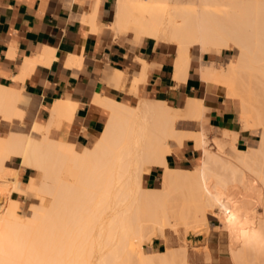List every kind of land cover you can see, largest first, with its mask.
<instances>
[{
    "label": "bare ground",
    "instance_id": "6f19581e",
    "mask_svg": "<svg viewBox=\"0 0 264 264\" xmlns=\"http://www.w3.org/2000/svg\"><path fill=\"white\" fill-rule=\"evenodd\" d=\"M109 27L115 36L132 34L137 44L152 38L174 46L176 83L186 80L191 48L199 55L218 53L233 42L227 64L202 62L197 73L211 88L223 87L242 130L259 138L240 149L239 133L224 132L230 155L208 144L204 100L191 98L183 110L199 125L195 131L178 124L180 108L165 100L97 95L94 102L108 112L105 126L90 145L76 147L51 135L73 113L68 101L58 100L48 124L30 129L41 140L14 130L0 136V264H177L176 252L152 253L145 245L178 224L219 239L214 264H264V116L260 108L255 116L251 106L264 98V0H117ZM115 73L122 87L124 73ZM138 78L134 92L144 74ZM28 103L19 88L0 83V125L22 122ZM186 140L199 152L197 165L170 167L171 142L179 149ZM155 167L163 169L162 187L148 189L144 177ZM25 168L40 177L22 181ZM12 193L35 195L40 203L19 213ZM210 217L218 221L213 228Z\"/></svg>",
    "mask_w": 264,
    "mask_h": 264
},
{
    "label": "crops",
    "instance_id": "0c3cea01",
    "mask_svg": "<svg viewBox=\"0 0 264 264\" xmlns=\"http://www.w3.org/2000/svg\"><path fill=\"white\" fill-rule=\"evenodd\" d=\"M116 6L117 0H0V83L19 88L29 98L31 123L47 121L56 101H68L73 116L69 121L61 119L51 135L79 147L90 145L105 126L108 112L94 102L97 95L131 102L162 99L180 109L197 98L210 110L204 123L207 133L218 132L217 138L224 139V132H237L240 149L256 142L258 133L242 130L236 106L223 87L211 88L197 73L202 62L226 63L234 56L232 45L219 54L190 51L186 80L176 83L174 47L152 38L138 44L131 37L134 44L118 39L128 36H115L109 27ZM141 60L147 63L146 70ZM115 72L124 73L122 87L115 84ZM142 74L145 81L132 91L134 78ZM196 152L186 140L167 155L166 162L170 167H186L196 159ZM29 172V168L21 170L20 179L27 180ZM160 175L161 168H152L144 185L156 187ZM162 245L158 237L151 241L157 250Z\"/></svg>",
    "mask_w": 264,
    "mask_h": 264
},
{
    "label": "rangeland",
    "instance_id": "374dc122",
    "mask_svg": "<svg viewBox=\"0 0 264 264\" xmlns=\"http://www.w3.org/2000/svg\"><path fill=\"white\" fill-rule=\"evenodd\" d=\"M122 35H125V34H122ZM125 36H128V37L127 38L117 37V38L131 42V40L129 39V37H131L133 40L132 34L125 35ZM133 42H131V43L134 44ZM229 45L234 46L233 42H229ZM222 50L223 49H220V51H218V53H216L217 50L214 52L210 51L208 53L219 54V52H221ZM191 51H197L198 52V50H196L195 48H191ZM234 51H235V48H234ZM227 62L224 64H218V66L225 65V64H227ZM145 99L162 100V99H155V98H145ZM262 100H263V102H262ZM262 100L260 103H255V104L253 103L251 106L253 108V111L256 112L255 116L258 114V111H259L257 109L260 108V111L263 113L262 114V118H263V116H264V111H263L264 110V107H263L264 106V98ZM261 103H263V104H261ZM28 104L29 105L26 107V113L27 114H26L25 118L22 120V122H16L14 125L10 126V128L7 126L0 125V136H5V135H7V133L10 130H14V131H18V132L23 133L22 136H24L25 138H29L26 136H29V134H30L32 136V138H34L35 140H41V136L39 134L31 133L30 129L33 127L35 122H38V123L46 126L49 122V119L47 121L34 120L31 123V121H32V115H31L32 107H31L30 101ZM254 108H256V109H254ZM183 110H184V107L180 109L181 113L179 114V117H178L179 118L178 124H180L182 126V128H184V129L197 131V126L194 125L193 122L185 119V117H184L185 113ZM198 127H199V125H198ZM198 130H199V128H198ZM217 133L218 132L209 130V137H208L209 146L211 147L212 150H218V149L222 148V149H224V151L226 153L231 155L230 141L224 137V139H219L221 144H218L216 142V139H218L217 137H219L220 135H217ZM65 142H67V141H65ZM68 143H70V142H68ZM171 146L174 148V150H175L174 152H176L178 150V146L176 145L175 142H171ZM192 147H194L193 143H192ZM234 155H236V154L234 153ZM198 156H199V152L197 151L196 157H198ZM12 165L18 166V162L16 160L12 161ZM196 165L197 164L194 160L193 162L190 163V165H188L186 167H181V168L193 169V168H195ZM29 170H30V172H29L30 176H36L38 178L40 177V175L37 173V171L32 170V169H29ZM161 170H162V175H163V169H161ZM20 171L21 170H19V175H20ZM64 174H65V176L69 177L68 174L67 175H66V173H64ZM162 175H160L159 180H158V184L156 187H151V188H148L146 186L145 187L148 189H160L162 187V177H161ZM30 176L25 181H28L30 179ZM4 195H5L4 191L2 189H0V204H1V202H3L5 200ZM11 196L15 199H19V201H20L19 213L27 212L29 210L31 204L34 205V204L40 203V199L35 195H30V196L26 197L23 195H18L16 193H12ZM209 223L212 226V228L214 227V225H218V221L215 217H210ZM176 227L178 228V230ZM177 231H178V233H177ZM146 234H147L146 238H148L149 237L148 232ZM165 236H166V238H162L160 236H155V237H158L163 244L161 246L160 250H157L156 248L151 247V242L146 243L145 250L149 249L152 253L160 252V251H167V252H169V255H170V252H171V254L172 253L174 254L176 252L175 255L178 254L177 256H175L173 254H172L173 256L172 255L171 256L175 257L176 259L178 258L179 261L176 259L174 260L175 263H177V264H182V261H180L181 259H183V262L186 261L185 264H214L213 252H214V250L216 251L217 248L220 247V242H219V239L217 237H215V236L207 237V235L202 236L201 232L199 230L198 231L197 230L189 231V230H186L184 228V226H182L181 224L176 225L175 228H172L170 226L165 227ZM155 237H153V238H155ZM153 238H152V240H153ZM206 243H207V246H206ZM183 247L186 250H184ZM182 250H184V251H182ZM181 251H182V253L184 252V254L185 253L187 254L186 260L184 259L183 256H180V255H183L181 253ZM218 252L222 256V261H225V259L223 257L226 254L221 252V251H218ZM179 253H180V255H179ZM135 257H136L135 260L138 262V255L136 254ZM156 262L157 263L159 262L158 259ZM227 263H228V261H227Z\"/></svg>",
    "mask_w": 264,
    "mask_h": 264
}]
</instances>
